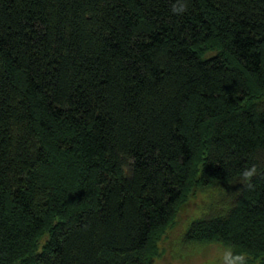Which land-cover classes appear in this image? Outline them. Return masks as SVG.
Segmentation results:
<instances>
[{
	"label": "trees",
	"instance_id": "1",
	"mask_svg": "<svg viewBox=\"0 0 264 264\" xmlns=\"http://www.w3.org/2000/svg\"><path fill=\"white\" fill-rule=\"evenodd\" d=\"M0 0V264H152L184 239L264 264V0Z\"/></svg>",
	"mask_w": 264,
	"mask_h": 264
},
{
	"label": "rangeland",
	"instance_id": "2",
	"mask_svg": "<svg viewBox=\"0 0 264 264\" xmlns=\"http://www.w3.org/2000/svg\"><path fill=\"white\" fill-rule=\"evenodd\" d=\"M204 203V193H198L183 205L173 225L158 243V254L152 264H211L217 259L222 244H199L184 239L186 228L191 220L198 217ZM251 264H258V260Z\"/></svg>",
	"mask_w": 264,
	"mask_h": 264
},
{
	"label": "clouds",
	"instance_id": "3",
	"mask_svg": "<svg viewBox=\"0 0 264 264\" xmlns=\"http://www.w3.org/2000/svg\"><path fill=\"white\" fill-rule=\"evenodd\" d=\"M188 9V0H176L172 4L171 11L175 15H182ZM257 175L261 173L256 164L244 167L240 172V180L242 185L249 190L254 189L255 185L252 182ZM251 255L246 251H237L234 245H221L217 259L211 261V264H249Z\"/></svg>",
	"mask_w": 264,
	"mask_h": 264
}]
</instances>
